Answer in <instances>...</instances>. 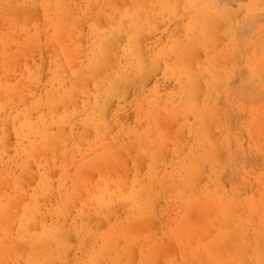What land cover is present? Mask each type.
<instances>
[{"label": "bare ground", "instance_id": "1", "mask_svg": "<svg viewBox=\"0 0 264 264\" xmlns=\"http://www.w3.org/2000/svg\"><path fill=\"white\" fill-rule=\"evenodd\" d=\"M0 264H264V0H0Z\"/></svg>", "mask_w": 264, "mask_h": 264}, {"label": "rangeland", "instance_id": "2", "mask_svg": "<svg viewBox=\"0 0 264 264\" xmlns=\"http://www.w3.org/2000/svg\"><path fill=\"white\" fill-rule=\"evenodd\" d=\"M246 161H247V162H248V161H251V162H249V163H251V164H252V162H253V159H252V157H251V158H249V157H248V158L246 159ZM127 169H128V168H126V171H127ZM224 177H225V176H224ZM132 260H133V261H135V258H134V259H132Z\"/></svg>", "mask_w": 264, "mask_h": 264}]
</instances>
